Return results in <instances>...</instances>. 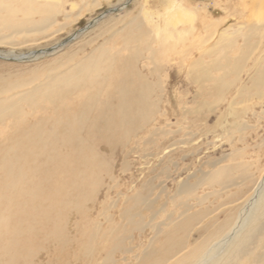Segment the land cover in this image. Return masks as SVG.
Instances as JSON below:
<instances>
[{
	"label": "bare ground",
	"instance_id": "6f19581e",
	"mask_svg": "<svg viewBox=\"0 0 264 264\" xmlns=\"http://www.w3.org/2000/svg\"><path fill=\"white\" fill-rule=\"evenodd\" d=\"M161 1L159 5L164 8V11L162 10L161 15L157 14L160 15L158 21L155 20L156 15L154 14L146 13L134 18L130 15L131 19L125 24L122 22L123 26L117 28L118 22L115 20L108 24L102 22L106 18V15H103L94 23L95 25L99 23L98 33L90 43L87 42L80 46V50L84 51L86 45L91 47L101 38L103 42L97 44L98 46L89 54H85L79 62L73 60L74 55L65 54L61 59L68 60V62L62 64L60 69L51 70L40 81H37V78L30 81L24 80L22 83L21 81L16 82L12 92L21 88L22 90L7 94V96L4 95L10 91L3 92L0 89V264L4 263L5 258L9 259L4 264H13V253L18 251L16 250L17 236L20 233L29 232L30 229L34 230L35 223L43 226L51 220L52 215H57V212H54L56 208L54 200L62 199V195L71 198L70 191L73 189L70 188L79 185L87 187L85 173L88 169L96 170L94 162L97 157L93 147L82 137V132L86 131L88 136L103 133L112 137L114 134H119L121 138L127 140L128 137L135 135L137 131L150 123L149 120L151 121L155 113L151 111V107L157 106L160 112L161 100L154 105L152 97L156 91L161 93L165 91L162 73L165 75L169 70L165 63L173 65V62L181 58L182 61L179 64L186 66L184 68L186 76L191 78L192 83L201 87L205 83L215 82L223 91L230 88L233 83L228 80L229 78L223 80L215 77L235 75L237 79L242 80V73L247 70L251 89L261 91L260 97L264 95V49H260V56L254 59L255 52L263 47L261 43L264 40V25L255 26L250 21H244L243 15L239 12L237 14L239 20L236 19L237 21L227 27L230 17L226 13L222 19L216 20L214 17L215 20L209 22L208 19L212 16H209L206 7L193 8L189 0ZM19 5L22 6L21 8L27 9L28 7L30 10L29 14H22L24 18L20 20L13 15L20 12L16 10ZM224 10L228 9L224 8ZM113 11L114 9L110 10L109 14ZM216 11L215 9L214 14ZM60 17L66 20L70 18V14L64 9L61 1L60 3L50 1L41 3L40 0H0V45L13 44L12 38L19 36L28 38L31 35H44L54 24L58 23ZM224 26L227 28L221 31ZM198 30L208 34L198 36L200 33H197ZM3 32H8V34L4 35ZM196 36L202 37L199 45H196L199 41ZM118 37L122 43L120 46L115 42ZM240 39L243 41L242 53L236 59L231 57L230 53L238 48ZM112 42H115V45L111 47ZM253 42L259 44L253 47ZM189 44L193 46L190 47ZM180 45H183V48L179 52ZM169 52H171L170 60L167 55ZM219 52L224 54L211 62L206 61ZM181 53L185 54L179 58ZM196 53L199 55L197 58H195ZM35 55L32 60H37ZM252 61H254V66L248 68L247 64ZM47 67L43 66V68ZM177 70L183 72V67ZM219 72L221 74L218 75ZM79 93L82 94V97H79L81 100L73 101L77 102L78 109L70 114L67 113L64 106L68 105L67 102L72 101ZM202 93L205 96L212 94L211 91L204 92L201 89L197 96L201 97ZM222 93H216L219 98L218 102L223 99L220 98ZM161 96L163 95H159ZM197 96L195 99L198 98ZM46 104L50 105L49 108ZM212 108L215 107L201 106L197 112L204 109L212 110ZM188 109L184 108V111ZM41 112H47L49 116H39L38 113ZM162 115H167L166 111ZM24 116H27L28 120H24ZM225 121L221 125H229L228 121L226 123ZM174 134L176 132L171 130L162 131L166 139ZM151 142H154L152 138L148 140V143ZM185 142L187 141L174 143L173 146L186 144ZM240 165L226 166L225 171L220 172L221 179L217 178L218 176H211L203 179V184L226 182L224 189L239 185L248 187L250 177L247 170L239 174L240 178L239 176L236 179L234 177L235 173L241 171ZM51 169L54 173H59L58 175L62 178L61 182L48 180L52 174ZM111 180L117 182L116 178ZM152 180L138 188L134 195L130 197L124 195V198H130L128 201L131 203L121 215L140 229L143 223H136L135 217L141 215L137 214L135 208L139 204L147 205L146 200L153 196L154 191L145 194L141 190L148 189L149 192L153 188ZM193 186L194 184H184V182L180 184L173 200L178 196L192 195ZM44 189L53 195L49 196L51 199L54 197L52 200L42 199L41 193ZM21 192L24 193L20 196ZM219 194L215 192L212 195ZM239 195L238 200H242L241 203L231 210V213L226 214L224 229H221L219 235L209 244L198 247L186 241L190 239L189 235L191 230H194V223H200L202 221L200 217H204L203 213L189 214L188 211L193 207L190 206L178 217H174L172 213L167 215L164 223L160 224L164 228L159 225L154 226L155 236H165L164 244L168 243V246L157 249L156 245L151 244L142 252L141 259L153 261L154 258L153 264L159 261L165 264H240L246 257L254 254L253 264H264V253H255L256 248L264 245L262 241L264 237V174L249 188L245 197L244 194ZM209 197L210 195L205 196L199 201L204 202ZM27 202L38 203L40 206L31 208ZM234 202L235 200L231 199L230 205ZM109 211L105 208L100 215L96 216L92 224L93 229L89 232L90 234L88 233L90 238L85 248L87 250V246L89 247L88 258L91 248H95L94 240L103 233L108 236L113 232L109 229L107 233L102 227L104 222L100 219L104 217L111 222ZM162 212L164 213L163 210ZM153 215L156 217L155 213ZM154 216L152 218H155ZM58 221L61 219L56 217V220L49 222L55 226L51 235L55 234L59 242L67 246L71 240L69 241L68 236L65 235L64 228L56 226ZM187 226L190 227L189 231ZM12 227L15 231L9 234L7 230ZM176 230L177 232L184 230L185 236L177 238ZM4 232L12 238L8 239V242L4 239L5 243H8L6 246H2ZM118 238L115 241H123ZM124 246L116 244L115 251L131 252L130 248ZM13 249L16 251L13 252ZM113 254H108L105 261L100 264L111 262L116 264ZM124 259L126 261V258ZM141 259L138 257L137 261Z\"/></svg>",
	"mask_w": 264,
	"mask_h": 264
},
{
	"label": "rangeland",
	"instance_id": "374dc122",
	"mask_svg": "<svg viewBox=\"0 0 264 264\" xmlns=\"http://www.w3.org/2000/svg\"><path fill=\"white\" fill-rule=\"evenodd\" d=\"M40 1L41 3L46 1L60 3L61 1L64 9L70 14V18L66 20L64 17H60L58 23L54 24L44 35H31L29 36L30 38L19 36L12 38L13 44L0 45V89L3 92L10 91L4 96L22 90L21 88L12 92L16 82L21 81L22 83L24 80L30 81L37 78V81H40L51 70L60 69L63 66L62 64L68 62V60L61 59L65 54L74 55L73 60L77 62L85 54H89L98 46L97 44L103 42V38L99 39L91 47L86 45L84 51L80 50V46L87 42L90 43L95 34L98 33L99 23L96 25L94 23L96 19L103 15H106V18L102 22L108 24L110 21L115 20L118 22L117 28H121L132 17L146 13L156 15L155 20L158 21L162 10L164 11V8L159 5L162 2L161 0ZM188 2L192 3L193 8L206 7L209 16H212L208 17L209 22L215 19H222L226 13L230 17V22L227 24L228 27L234 21L239 20L237 14L240 12L239 14L243 15L244 21H250L255 26L264 25V0H189ZM21 7L19 5V8L16 9L21 13L13 14L19 20L24 18V14L26 15V13L29 14L30 12L28 7L27 9ZM224 8L228 10L225 11ZM112 9H114L113 13L109 14ZM215 9L217 10L216 14H214ZM122 22L124 23L122 24ZM227 27L224 26L221 31ZM109 33H107V36H109ZM197 33H199L198 36L200 34L204 36L208 34L201 32V30H198ZM3 34L7 35L8 32H3ZM198 36L196 38L199 41L196 45H199L202 39V37ZM115 42L119 46L122 44L119 37ZM115 42H112L110 46L112 47ZM239 42L238 48H235L230 53V56L236 59L242 53V39ZM258 44V42H253V47ZM261 44L263 47L255 52L254 59L260 56V49H264V40H262ZM192 46L190 45V47ZM182 48L183 45H180L179 52L182 51ZM197 52L199 53L200 51L198 50ZM34 53H37L35 55L37 60H32L34 59ZM29 54H32L30 55V60L17 61L20 56ZM184 54L181 53L178 57L180 58ZM222 54L224 53L219 52L210 59H206V61L211 62ZM167 55L170 60L169 55L171 56V52L167 53ZM197 57L199 55L196 53L195 58ZM181 61L180 58L177 62L172 61L173 65L165 63L169 67L168 72L165 74L166 76L162 73L165 91L163 93L156 91L152 97L154 105L161 100L159 104L160 112L156 108L157 106L151 107V111H154L155 115L153 114L151 121L149 120L150 123L148 122L149 124L137 131L135 135L124 140L119 134H114L112 137L103 133L96 134V136H88L85 133L86 131L82 132V137L95 150L97 159L95 158L94 164L97 167L96 170L88 169L86 171L87 187L79 185L70 188L73 189L70 191L71 198H66L62 195L61 198L63 200L53 201L54 207H56L54 212H57V215H52L48 223H44L43 226L35 223L34 230L30 229L29 232H22L17 236L18 247L16 250L18 251L13 249V252L14 250L17 252L13 253V264H100L105 261V257L110 253H114L113 260H115L116 264H153L154 258L153 261L141 259L145 248L151 244L153 246L156 245L157 249L168 246V243L164 244L165 236L159 235L157 236L158 238L155 236L154 226L159 225L164 228L160 224L165 221L167 215L172 213L174 217H178L190 206L193 207L188 211L189 214L203 213L204 217H200L202 219L200 223H194V230H191L190 239L186 241H190L193 245L200 247L209 244L219 235L220 230L224 229L226 214L235 209L242 201L238 200V195L244 194L243 196L245 197L249 188L264 174V95L260 97L261 91L258 92L256 89H251L247 70L245 71L246 73H242V80L237 79L235 75L215 77L223 80L229 78L228 80L233 83L225 91L221 90L215 82L205 83V85L198 87L191 82L190 77L186 76L184 70L186 66L179 64ZM253 63L254 61L249 62L247 67H253ZM43 66L48 67L43 68ZM173 66L174 68L171 69L170 67ZM179 67H183V72L177 70ZM25 89L27 90V88ZM201 89L204 92L206 90L211 91L212 94L205 96L202 93V96L198 97L197 94L201 92ZM216 93H222L220 96V98H223L222 101H217L219 98ZM161 94L163 96L159 97ZM196 96L198 97L197 99H195ZM79 97H82L81 93L77 94L72 101L67 102L68 105L64 106V110L67 113L70 114L78 109L77 102L81 100ZM76 99L77 102H73ZM72 104L75 105L73 106ZM206 105H211L215 108L197 112L201 106ZM49 106L46 104L47 108ZM184 108L188 110L184 111ZM165 111L167 115L163 116L162 113ZM25 112L27 113L26 110ZM92 113L93 110L90 113V117ZM38 115L49 116L47 112H41ZM220 117L222 118L218 120ZM24 120H28V117L24 116ZM224 120H226L225 123L228 121L229 125H221ZM245 123L247 126L244 125ZM163 130H171L176 132V134L169 135L166 139L162 135ZM150 138L154 142L148 143ZM110 140L111 142L109 143ZM184 140L187 141L185 142L186 144L173 146L174 143L183 142ZM165 149L167 150L165 151ZM238 164H241V171L235 173L237 177L233 176L236 179L239 174L247 170V174L250 177V181L247 183L248 187L239 185L224 189L226 182L203 184V179L211 176H218L217 178L221 179L220 172L222 170L225 171L226 166ZM50 173L52 174L48 177V180H54L58 183L62 181L61 176L58 175L59 173H54L52 169ZM112 178H116L115 181L117 182L115 183L111 180ZM151 179H153L151 181L153 188L149 192L148 189L141 190L145 194L154 191L153 196L146 200L147 205L139 204L135 208L137 214L141 215L135 217V221L136 223H143L141 229L144 231L142 232L140 228L129 223L127 218L122 217L123 210L127 209L131 203L128 201L130 198L126 199L124 195L127 197L134 195L138 188L144 186ZM183 182L184 184H194V193L189 196H178L173 200L180 184ZM215 192L220 194L212 195ZM23 193L21 192L20 196ZM41 194L42 199L52 200L54 198L51 199L49 197L53 195L46 189ZM208 195L210 197L204 202L199 201V199H203ZM231 199L235 200L233 205H230ZM27 204L31 208L40 206L38 203L27 202ZM105 208L110 210L108 214L111 222H108L104 217H100L101 221L104 222L102 227L107 233L111 229L115 236H112V232L108 236L103 233L97 239L94 240L93 238L95 248H91L88 258L89 247L87 246V250L85 248L90 238L89 232L93 229L92 224L96 220V216L100 215ZM153 213H155L156 217ZM153 216L155 218H152ZM56 217L61 219L56 226L64 228L65 235L68 236L69 241L71 240L67 246L60 243L55 234L51 235V231H54L53 228L55 226H52L49 222L56 220ZM24 225L28 227L25 223ZM187 228L189 231L190 227L187 226ZM170 229L172 228L170 227ZM13 230L14 228L12 227L7 232L12 234ZM5 232L2 235V246H6L8 239H12ZM182 234L184 235L182 236ZM176 236L177 238H183L185 231L177 232ZM117 237H119L118 239H123L124 242L115 241ZM4 239L7 240L6 243ZM262 241L264 242V237H262ZM116 244L125 245L124 247L130 248L131 252L122 253L115 251ZM256 250L255 253H264V245L256 248ZM258 254L263 255L261 253ZM252 255L246 257L240 264H253L255 255ZM138 257L142 261H137ZM123 258H126V261ZM8 259L5 258L3 262L6 263ZM159 262L156 264H165Z\"/></svg>",
	"mask_w": 264,
	"mask_h": 264
},
{
	"label": "water",
	"instance_id": "95a60500",
	"mask_svg": "<svg viewBox=\"0 0 264 264\" xmlns=\"http://www.w3.org/2000/svg\"><path fill=\"white\" fill-rule=\"evenodd\" d=\"M30 55H32V54L20 56V57L17 59V61L20 62V61L30 60V59H29ZM33 55H35V54H33ZM0 58H1V55H0Z\"/></svg>",
	"mask_w": 264,
	"mask_h": 264
}]
</instances>
